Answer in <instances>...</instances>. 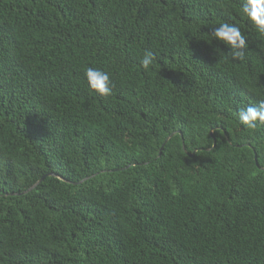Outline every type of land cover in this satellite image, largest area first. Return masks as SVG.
I'll return each mask as SVG.
<instances>
[{"label":"trees","instance_id":"obj_1","mask_svg":"<svg viewBox=\"0 0 264 264\" xmlns=\"http://www.w3.org/2000/svg\"><path fill=\"white\" fill-rule=\"evenodd\" d=\"M244 3L0 0V264H264V126L239 119L264 104V35Z\"/></svg>","mask_w":264,"mask_h":264},{"label":"clouds","instance_id":"obj_2","mask_svg":"<svg viewBox=\"0 0 264 264\" xmlns=\"http://www.w3.org/2000/svg\"><path fill=\"white\" fill-rule=\"evenodd\" d=\"M242 11L256 26L257 31L264 35V0H245ZM213 36L230 47L229 55L233 60L243 61L245 59L248 48L247 38L239 27L224 22L214 29ZM154 60L155 56L152 52L146 53L142 60L143 67L148 69ZM86 75L93 91L105 98L112 95V81L107 72L88 68ZM239 119L249 129H256L258 125L264 126V104L247 107L239 113Z\"/></svg>","mask_w":264,"mask_h":264},{"label":"water","instance_id":"obj_3","mask_svg":"<svg viewBox=\"0 0 264 264\" xmlns=\"http://www.w3.org/2000/svg\"><path fill=\"white\" fill-rule=\"evenodd\" d=\"M160 155H162V152H161V154H160ZM33 188H34V187H33ZM33 188H32V189H33ZM32 189H30V190H32Z\"/></svg>","mask_w":264,"mask_h":264}]
</instances>
